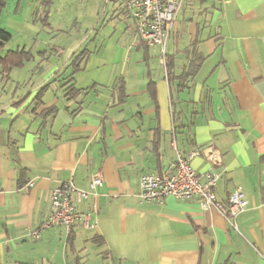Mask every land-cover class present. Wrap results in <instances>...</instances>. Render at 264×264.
Wrapping results in <instances>:
<instances>
[{
  "label": "crops",
  "instance_id": "obj_1",
  "mask_svg": "<svg viewBox=\"0 0 264 264\" xmlns=\"http://www.w3.org/2000/svg\"><path fill=\"white\" fill-rule=\"evenodd\" d=\"M132 46L134 63L123 62L111 87L76 86L90 52L70 75L40 70L44 85L26 92L25 76H12L35 60L32 50L16 49L33 59L8 77L1 71L0 264H264V0H184L167 44L171 82L158 47ZM210 146L223 159L218 200L228 205L242 188L248 201L237 230L197 199H139L142 175L166 170L177 150ZM192 166L210 167L202 157ZM98 171L103 187L76 206H97L96 228L77 222L32 238L52 191L67 181L90 190Z\"/></svg>",
  "mask_w": 264,
  "mask_h": 264
},
{
  "label": "rangeland",
  "instance_id": "obj_2",
  "mask_svg": "<svg viewBox=\"0 0 264 264\" xmlns=\"http://www.w3.org/2000/svg\"><path fill=\"white\" fill-rule=\"evenodd\" d=\"M6 3L0 27L12 38L3 54L26 49L35 55V60L25 70H17L12 76V80L17 81L20 80L17 75L25 76L26 84L20 91H28L29 84L40 85L38 89L44 85L40 84V70L46 72L56 67L65 72L69 68L65 76L72 74L76 57L85 52L90 53L82 63L84 69L75 74L76 86L80 88L93 83L111 87L123 76V62L134 63L129 59V52L133 39L139 38L120 0H6ZM1 71L0 65V75ZM56 77L54 75L55 80ZM55 80L50 85L51 94L59 91Z\"/></svg>",
  "mask_w": 264,
  "mask_h": 264
},
{
  "label": "built area",
  "instance_id": "obj_3",
  "mask_svg": "<svg viewBox=\"0 0 264 264\" xmlns=\"http://www.w3.org/2000/svg\"><path fill=\"white\" fill-rule=\"evenodd\" d=\"M114 1V0H107ZM127 14L134 22L136 33L141 41L149 47L160 49V66L167 80V44L171 30L176 22L184 0H120ZM0 106V117H1ZM202 157L209 164L205 173H197L192 166L195 158ZM223 167L221 154L213 147L192 149L187 154L176 151L175 161L162 172L142 175L139 199L144 203L163 204L166 199L178 201L197 199L203 209H215L223 215L231 228L237 230L236 220L248 207L243 189L236 188L228 205L222 204L216 194V188ZM104 185V175L95 172L90 178V190L78 188L73 181L58 185L50 196V215L42 227L31 233L32 238H39L43 231L63 227L71 232L72 227L80 222L85 229H94L92 216L98 213L97 206L87 213H80L76 206L87 201Z\"/></svg>",
  "mask_w": 264,
  "mask_h": 264
},
{
  "label": "trees",
  "instance_id": "obj_4",
  "mask_svg": "<svg viewBox=\"0 0 264 264\" xmlns=\"http://www.w3.org/2000/svg\"><path fill=\"white\" fill-rule=\"evenodd\" d=\"M6 5H7L6 0H0V16H1L3 9L6 7ZM11 38H12L11 34L6 29H3L2 27H0V65L2 67V73L6 77L9 76L10 72L14 68L23 67L26 62H29L33 59L32 53L31 52H25L24 50L8 51L6 54H3V50L5 49L7 43L11 40ZM143 45L145 46L144 43H143ZM147 47H149V46H147ZM82 59H83L82 56H80L79 61L75 64L77 71L80 70L81 63H79V62ZM167 74H168L167 75V81L171 82L174 78V72H173V63L171 62V60L169 58L167 59ZM186 76L192 77V73L188 72L186 74ZM117 86H119V85H117ZM74 88H75L74 85H71L67 89V92L69 94H72V92L74 91ZM118 90H121L123 92L124 88L119 87Z\"/></svg>",
  "mask_w": 264,
  "mask_h": 264
}]
</instances>
